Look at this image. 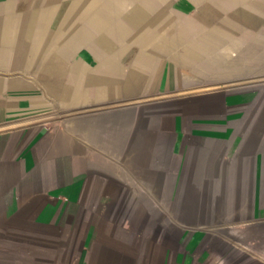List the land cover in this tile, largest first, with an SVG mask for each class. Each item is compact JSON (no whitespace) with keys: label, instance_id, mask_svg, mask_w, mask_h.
<instances>
[{"label":"crops","instance_id":"1","mask_svg":"<svg viewBox=\"0 0 264 264\" xmlns=\"http://www.w3.org/2000/svg\"><path fill=\"white\" fill-rule=\"evenodd\" d=\"M0 264H264V0H0Z\"/></svg>","mask_w":264,"mask_h":264}]
</instances>
